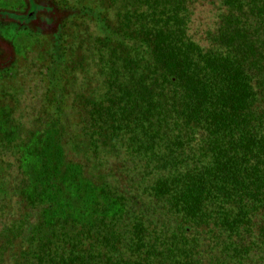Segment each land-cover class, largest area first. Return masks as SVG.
<instances>
[{
	"label": "trees",
	"instance_id": "16d2710c",
	"mask_svg": "<svg viewBox=\"0 0 264 264\" xmlns=\"http://www.w3.org/2000/svg\"><path fill=\"white\" fill-rule=\"evenodd\" d=\"M86 5L11 67L43 92L3 119L0 264H264V0Z\"/></svg>",
	"mask_w": 264,
	"mask_h": 264
},
{
	"label": "rangeland",
	"instance_id": "374dc122",
	"mask_svg": "<svg viewBox=\"0 0 264 264\" xmlns=\"http://www.w3.org/2000/svg\"><path fill=\"white\" fill-rule=\"evenodd\" d=\"M73 4L76 6L75 9H77L80 5H86L88 3L90 6H92V0H72ZM94 1V0H93ZM17 3L16 0H0V8L4 7H11L13 4L15 5ZM94 5V4H93ZM74 9V8H73ZM124 8L122 7V4H120L119 10H123ZM111 15H114L117 10H111ZM113 13V14H112ZM209 12L207 9L204 7L201 8L199 6L197 10L194 13V19L191 25V30L194 31L195 29L203 28L206 23H209L212 21V19H209ZM65 21L67 20L65 16ZM70 20H68L69 22ZM77 29L78 31L81 32L82 34L85 35V38L88 36L93 37L94 29L95 27L93 24H91L88 21H79ZM46 34V33H45ZM42 31H28L22 36H19L15 38L13 41H8L11 45H16L17 51L19 52V56L24 55L26 52L30 51L27 54V58L31 59L36 56V53H41L46 51L47 49V40H46V35ZM92 37L89 40H92ZM46 41H45V40ZM91 53L86 52L85 57L90 60L91 58ZM95 57V56H94ZM27 60V59H26ZM92 60V59H91ZM96 60V57H95ZM97 61V60H96ZM26 64H31L30 62L25 61ZM23 61L20 59V64L22 67ZM96 63V62H95ZM98 63V62H97ZM90 65V62L86 63L83 67H87ZM29 65H25L22 68H28ZM21 68V69H22ZM9 76L14 74L13 77V82L11 86H5L3 88H0V91H2V94H0V139L2 138V134L4 131L1 129L2 123H5V114H7V111H11L10 114H8L9 118H7L5 127L7 130H12L14 125L13 123L17 122H22L23 120L26 119V115L31 113L29 111L32 110L33 107L38 106V101L41 100L42 98V92H43V84L39 78L34 79L33 72H29L30 74L27 75L26 73L25 76H22L23 71L20 72L16 69L11 68L9 71ZM82 71H78L80 76L84 73H81ZM81 73V74H80ZM77 81L76 83H78ZM3 85H0L2 87ZM69 88L71 87V84L68 86ZM20 93V94H19ZM13 95H15V98L18 99L20 98V102H14ZM23 108V110H21ZM37 111V110H36ZM20 120V121H19ZM3 121V122H2ZM14 121V122H12ZM12 122V124L10 123ZM37 134H35V137ZM11 151V150H10ZM12 153L10 152V155ZM12 162V159L6 157L5 155L0 153V180L3 179V174H5L9 164ZM13 170H15L16 165H11Z\"/></svg>",
	"mask_w": 264,
	"mask_h": 264
},
{
	"label": "flooded vegetation",
	"instance_id": "af4514ba",
	"mask_svg": "<svg viewBox=\"0 0 264 264\" xmlns=\"http://www.w3.org/2000/svg\"><path fill=\"white\" fill-rule=\"evenodd\" d=\"M11 7L0 8V72L7 73L19 52L16 45H11L3 30L16 26L15 37L28 31H42L46 36L56 35L65 22V16L71 11L72 0H16ZM14 34V32H12ZM9 73V72H8Z\"/></svg>",
	"mask_w": 264,
	"mask_h": 264
}]
</instances>
